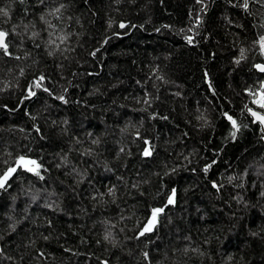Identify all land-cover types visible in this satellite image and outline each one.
I'll return each instance as SVG.
<instances>
[{
    "label": "trees",
    "instance_id": "obj_1",
    "mask_svg": "<svg viewBox=\"0 0 264 264\" xmlns=\"http://www.w3.org/2000/svg\"><path fill=\"white\" fill-rule=\"evenodd\" d=\"M243 2L0 0V176L39 165L0 188V264H264V0Z\"/></svg>",
    "mask_w": 264,
    "mask_h": 264
},
{
    "label": "snow or ice",
    "instance_id": "obj_2",
    "mask_svg": "<svg viewBox=\"0 0 264 264\" xmlns=\"http://www.w3.org/2000/svg\"><path fill=\"white\" fill-rule=\"evenodd\" d=\"M243 7L245 9H247V7H248L247 0H244ZM56 11L58 12L59 9H56ZM0 13H2L4 16H7L8 15L7 11H5L3 9H0ZM41 19H43V17H41ZM121 27H124V25H121ZM6 37H7V33L5 31L0 30V49L3 50L4 54L10 55V53H8V45L5 42ZM189 42H191V39L190 38H189ZM259 44H260L261 49L264 50V36H262L260 38ZM256 68L259 71L264 72V65H256ZM40 80L42 81L43 80V77H41ZM40 86H41L40 82L39 81L36 82L35 87H40ZM34 94H35L34 92H32L31 90H29V95H34ZM254 102L255 103H258L259 107L264 108V93H262L260 95L259 99L256 100V101H254ZM249 111H250V113H251V115L253 117H255L256 119H258L261 123H264V115H259L257 112L252 111L251 109H249ZM228 119L232 122V126L234 128H236L237 127L236 121L235 120H232V118L230 116L228 117ZM144 154L146 156L147 155H150L149 150L148 149H145ZM15 163H16V166L17 167H23V168H26L27 171L35 172L37 175L39 174V172L37 171V169L39 168V165H37L36 164V161H34V160H29V159H26L25 157L21 156V157H19L16 160ZM17 167H9L8 170H7V172H5L2 176H0V188H3L5 186L6 181L8 180V178L14 172H16ZM173 196H174V192H173ZM168 203H170V204L173 203L172 197H169ZM161 211H162V209H155V210H153V218H152V221L149 222V227H146L144 229V231L151 230L150 229V226H151L152 223H154L155 218H156V214L159 213V212H161ZM141 235H143V232H141Z\"/></svg>",
    "mask_w": 264,
    "mask_h": 264
},
{
    "label": "water",
    "instance_id": "obj_3",
    "mask_svg": "<svg viewBox=\"0 0 264 264\" xmlns=\"http://www.w3.org/2000/svg\"><path fill=\"white\" fill-rule=\"evenodd\" d=\"M5 42H6V40H5ZM258 65H263V64H258ZM260 72H261V71H260ZM251 110L257 112L259 115H264L262 112H260V111H258V110H255V109H251ZM249 113H250V111H249ZM250 114H251V113H250ZM251 116H252V115H251ZM252 117H253V116H252ZM253 119H254L256 122H258V123L262 126V128H263V130H264V123H261V122H260L258 119H256L255 117H253ZM170 197H172L173 202H174V196H173V193L171 194ZM158 214H159V213L156 214L155 221H154V223H152L151 226H150V229H151V230H149V231H144V229H145L146 227H149V222L152 221L153 214H152V215L147 219V221L143 224L141 230L139 231V236H144V235H146V234H150V233H152V232L154 231V229H155V227H156V224H157ZM141 232H143V235H141Z\"/></svg>",
    "mask_w": 264,
    "mask_h": 264
},
{
    "label": "built area",
    "instance_id": "obj_4",
    "mask_svg": "<svg viewBox=\"0 0 264 264\" xmlns=\"http://www.w3.org/2000/svg\"><path fill=\"white\" fill-rule=\"evenodd\" d=\"M264 93V81L261 83V86L253 93V102L258 100L260 95ZM254 104L259 107L258 103Z\"/></svg>",
    "mask_w": 264,
    "mask_h": 264
},
{
    "label": "rangeland",
    "instance_id": "obj_5",
    "mask_svg": "<svg viewBox=\"0 0 264 264\" xmlns=\"http://www.w3.org/2000/svg\"><path fill=\"white\" fill-rule=\"evenodd\" d=\"M261 51H262V53L264 54V50L261 49Z\"/></svg>",
    "mask_w": 264,
    "mask_h": 264
}]
</instances>
